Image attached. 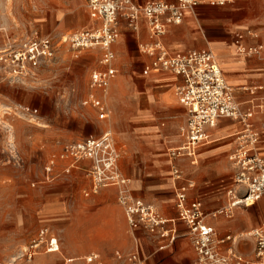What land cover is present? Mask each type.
Segmentation results:
<instances>
[{
    "label": "rangeland",
    "instance_id": "obj_1",
    "mask_svg": "<svg viewBox=\"0 0 264 264\" xmlns=\"http://www.w3.org/2000/svg\"><path fill=\"white\" fill-rule=\"evenodd\" d=\"M76 3L81 5L88 19L84 0H0V49L9 43L35 38V35H49L57 43L56 57L43 62L35 76L15 81L10 74L0 72V264H35L37 258H48L46 264H63L67 257L77 258L76 264H98L87 262V257L92 253H99L103 264H124V257L127 260L134 250L133 246L123 251L121 248L114 247L111 250L110 247L100 245L102 232L98 210L103 200L99 196L104 190L114 189L104 188L90 197L84 195L85 189L90 187V161L80 162L79 167L73 169L68 177L54 181H47L44 177L46 161L51 153H59L64 143L89 133L99 135L103 129L113 130L122 152L120 166L124 175L130 178L132 189L134 176L139 175L140 171L139 166L129 164L126 156L128 147L120 143L123 133L127 131V108L132 105L137 108L138 104L142 106L141 102L147 95L137 45L134 40H129L126 45L124 38L118 43V79L122 83L110 87L109 118L97 120L93 113L87 112L81 105V98L87 91L89 73L97 64L98 51L94 50L93 53L90 52L92 50H84L79 57H75L67 44L60 43V39L64 34L77 30L54 31L58 26L72 25L79 17L85 19L81 12L77 15V9L74 8ZM73 8L76 10L71 12ZM62 10L63 19L58 21L57 14H61ZM92 25V21H84L78 30L88 29ZM171 94L174 101L180 104L175 88ZM114 96L119 105L117 111L112 102ZM137 99L141 102H137ZM159 119L166 126L179 120L181 129L187 122L188 113L185 109L178 111L177 107L170 106L162 111ZM177 139L181 142L179 136ZM200 164L201 161L198 166L187 165L197 171ZM166 177L172 181L170 192L175 193L171 164ZM231 177L232 173L229 172L224 182L208 193L192 181L196 186V196L203 199L208 210L228 204L225 187L231 182ZM211 201H217V204L210 205ZM53 203L69 207L72 214L46 217L45 211ZM248 208L251 206L237 208L226 224L218 225V232L224 234L226 228H230L234 233L238 232L236 234H244L255 229L256 226L239 230L229 226L239 225L242 217L237 212ZM47 228L58 236L61 251L47 253L41 247L29 259L33 240L38 238L41 230ZM117 250L121 251L122 259L115 258ZM150 262L151 258L146 264ZM154 263L157 264V261ZM168 264L176 263L168 261Z\"/></svg>",
    "mask_w": 264,
    "mask_h": 264
},
{
    "label": "crops",
    "instance_id": "obj_2",
    "mask_svg": "<svg viewBox=\"0 0 264 264\" xmlns=\"http://www.w3.org/2000/svg\"><path fill=\"white\" fill-rule=\"evenodd\" d=\"M132 1L138 6H143L150 1L157 0ZM164 1L171 4L177 2V0ZM223 1L224 3L220 4L212 3L210 0H198V5L194 9L185 11L180 23L170 24L166 33L160 37L152 34L144 18H141L137 31L130 28L124 19L120 20V35L118 41L113 46L116 54L115 67L118 72L111 86L112 84L117 86L122 83L118 79L120 60L117 45L124 38L126 45L129 40H134L137 45L142 65L141 74L145 77L144 82L147 91L144 101L141 102L140 99H137V102H141L142 106L138 104L137 108L136 105L127 108V131L123 133L120 142L121 145L125 144L128 147L126 156L129 164L133 166L137 165L140 168L139 175L134 176L133 192L137 197L154 204L165 218L174 220L168 226L169 228L173 227L176 229L178 237L173 243H169L168 239L151 236L142 228L131 229L126 214L118 203L116 189L114 187H105L114 190H104L99 196V199L103 200V205L98 210L100 214L98 220L102 232L100 245L110 247L111 250H114V247L121 248L123 251L130 250L133 246L134 250L131 253L137 251L141 259L145 261V264L147 260L150 261V258V264H155L154 262L156 261L157 264H168V261H175L176 264H196V252L188 235V226L177 220L176 197L175 193L170 192L172 190V181L166 177L171 164L170 149L179 147L182 144L184 140L183 129L186 124L180 129L181 121L179 120H174L169 126H166L159 119L162 111L169 109L170 106L177 107L178 111H184V109L187 111L184 105L174 101L171 94L172 89L176 88L181 82V77L172 72L158 73L151 71L146 74L145 69L150 64L152 56L142 46H149L157 41H161L172 53L202 49L212 51L220 63L226 81L233 88L241 109L245 112L253 111V117L250 119V122L260 135L259 148L264 153V0ZM75 7L78 16L80 12L85 16V12L81 10L79 3H76ZM74 8L71 12L76 10ZM87 11L88 19L86 16L85 19H80L79 17L76 22L73 20L72 25L58 26L54 31L60 32L64 29L81 31L84 29H78L87 20L92 21L94 25L88 8ZM62 13L64 14V10L61 11V14H57L58 21L63 19ZM33 37L38 36L35 35ZM61 39L60 43H63ZM94 50L98 51L96 52L97 64L89 73L87 91L81 100L87 97L91 72L95 69L105 68L101 63L102 52L99 49H87L85 51L94 53ZM164 87L167 89H164ZM109 99L110 93L106 98L108 105ZM112 102L117 111L119 105L117 104L116 96L113 97ZM83 107L87 112L93 113V116L99 121L107 120L111 114L110 105V113L106 119H99L98 113L93 107ZM244 127V123L240 120L221 118L216 127L209 128L210 139L199 147L196 163L192 164L191 158L188 157L178 160L182 171L184 168L183 174H185V178L197 182L199 188L208 193L213 192L215 188L220 186L224 182L226 175L231 172V182L225 187L226 195L228 196V191L235 186L234 170L229 161V155L235 149L238 143V135L244 130ZM105 130H101L99 135L89 133L70 142L79 141L89 136H100ZM177 136L180 137L181 142L177 139ZM67 143L69 142L62 145L59 153H51L49 155L46 164L53 157H57V159L49 179L46 178V172L44 171L45 180L54 181L60 177H68V175H71L73 169L79 167L80 162L90 161L82 159L73 162L71 159H61L59 156L63 146ZM119 151L122 156L120 149ZM199 161H201V164L197 171L188 168L187 164L198 166ZM121 171L123 172L122 169ZM182 182L180 181L179 183L181 184ZM90 188L91 180L90 187L84 191L85 196V192L90 190ZM195 189L196 186L194 184V187L189 191L191 199H198ZM97 193H91L86 197ZM199 200L203 202L206 212L219 209L208 210L203 199L199 198ZM108 202L109 204H107ZM228 202L229 198L228 200L226 199V204ZM209 204L215 205L217 201H211ZM45 213L46 217L51 218L69 213L72 214V211L67 206L53 203ZM239 214L242 217L240 224L236 226L229 224V226L239 230L254 226L257 228L262 225L264 222V195L251 208L239 210L237 215ZM207 222L219 229L218 225L220 223L226 224L228 219L224 217H210L207 219ZM230 222H234V219ZM48 230V238H56L59 244L58 251H61L58 236L50 228ZM227 232L238 233H234L230 228H226L225 233ZM253 246L254 244L251 239H243L238 245L242 252L251 257L253 256ZM41 247L47 253L58 252L48 251V243L42 244ZM116 257L118 260L123 258L120 250L116 251ZM77 260L75 257H67L64 259L63 264H76ZM47 262H49L48 258H37L35 260V264H46ZM87 262L103 264V258L99 253H92L87 257ZM124 264H128L126 257H124Z\"/></svg>",
    "mask_w": 264,
    "mask_h": 264
},
{
    "label": "built area",
    "instance_id": "obj_3",
    "mask_svg": "<svg viewBox=\"0 0 264 264\" xmlns=\"http://www.w3.org/2000/svg\"><path fill=\"white\" fill-rule=\"evenodd\" d=\"M85 1L94 25L64 35L61 41L68 45L75 57L87 49L102 52L101 63L105 68L91 72L88 94L81 104L93 107L99 119H106L110 113L106 98L118 72L113 46L120 35V20L124 19L130 28L137 31L141 18H144L152 34L160 37L170 24L180 23L185 11L194 9L198 0H177L174 4L157 0L143 6L136 5L132 0ZM210 2L224 3L223 0ZM142 48L152 56L145 69L146 74L151 71L172 72L181 77L175 93L179 102L187 108L188 119L183 129L182 144L170 149L169 156L175 181L177 220L189 228L196 264H264V222L248 234H220L215 226L207 222L210 217L230 219L237 208L250 207L264 195V153L259 148L260 135L250 122L253 111L241 109L212 51L202 49L172 53L161 41ZM56 53L57 43L49 35L9 43L0 49V72L10 74L15 81H23L35 76L43 62L53 60ZM221 118L240 120L245 127L229 155L235 180V186L227 193L229 202L215 211L206 212L201 200L190 198L189 191L194 184L185 178L178 160L188 157L195 164L199 147L210 139L208 129L216 127ZM59 157L73 162L90 160L88 176L91 188L85 192L86 196L105 187H114L131 229L142 228L151 236L168 239L169 243L176 240V229L168 226L174 220L165 218L154 204L134 194L130 178L120 169V151L112 129H106L100 136H89L65 144ZM56 159L51 158L45 165L47 179L53 172ZM180 181L183 182L180 184ZM48 234L49 230L43 229L33 240L29 259L44 243H48V251L59 250L57 239L48 238ZM243 239L253 241L252 257L239 249L238 245ZM127 260L128 264L143 263L137 251L131 253Z\"/></svg>",
    "mask_w": 264,
    "mask_h": 264
},
{
    "label": "bare ground",
    "instance_id": "obj_4",
    "mask_svg": "<svg viewBox=\"0 0 264 264\" xmlns=\"http://www.w3.org/2000/svg\"><path fill=\"white\" fill-rule=\"evenodd\" d=\"M255 203H256V202H255ZM255 203H254V204H255ZM251 204H253V203H250L249 205H251ZM254 204H253V205H254ZM251 206H252V205H251ZM228 220H229V219H228ZM249 232H250V231L244 232V234H248Z\"/></svg>",
    "mask_w": 264,
    "mask_h": 264
}]
</instances>
